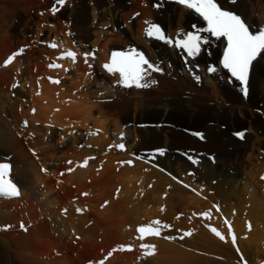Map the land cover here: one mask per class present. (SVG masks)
Segmentation results:
<instances>
[{
    "label": "bare ground",
    "instance_id": "bare-ground-1",
    "mask_svg": "<svg viewBox=\"0 0 264 264\" xmlns=\"http://www.w3.org/2000/svg\"><path fill=\"white\" fill-rule=\"evenodd\" d=\"M56 1L25 6L0 0V7L25 11V17L13 19L11 31L25 38L37 34L31 38L36 44L21 38L2 52L0 97L10 103L1 107L0 162L13 163L12 179L21 192L0 198V264H97L109 252L105 264H264V58L253 62L245 96L241 83L223 68V38L201 32L208 43L196 57L174 46L176 39L207 26L175 0H71L55 15ZM218 2L239 14L251 31L264 29V0ZM146 21L159 25L173 44L148 37ZM53 37L61 51L78 44L81 51L95 52L94 68L80 58L76 65L65 64L69 73L49 71L47 59L61 51L42 43ZM24 46L29 48L23 57L4 67ZM130 47L144 50L163 70L152 73L149 80L155 83L147 88H125L118 74L103 67L112 52ZM51 74L62 83L49 84ZM119 143L127 151H118ZM159 148L165 157L147 158ZM92 156L97 159L87 168L79 167ZM78 206L89 209L79 216ZM209 210L211 219L202 215ZM154 220L170 229L161 237L138 239L136 229ZM184 231L192 235L181 240ZM169 235L176 239L163 238ZM141 243L156 245V253L145 257Z\"/></svg>",
    "mask_w": 264,
    "mask_h": 264
},
{
    "label": "snow or ice",
    "instance_id": "snow-or-ice-1",
    "mask_svg": "<svg viewBox=\"0 0 264 264\" xmlns=\"http://www.w3.org/2000/svg\"><path fill=\"white\" fill-rule=\"evenodd\" d=\"M65 2L66 0H57V4L61 6L64 5ZM175 2L194 11L204 22H206L207 26L204 28H198L194 32H188L182 39H176L174 41V46L178 49L184 50L187 53V56L196 57L201 52V45L208 43L207 38L200 35L201 32L210 33L211 36L215 37L217 40L223 38V40L226 41V46L223 50V68L227 69L231 76L241 83L243 94L247 96L250 67L258 57L264 58V29H259L256 32L251 31L250 25H248L239 14L225 9L218 0H175ZM231 2L235 3L236 0H231ZM154 6L160 7L159 4ZM56 10V8L52 9L53 14H55ZM146 24H148V27L146 28L145 34L148 37H153L157 40L164 41L165 43L173 44V40L165 36L159 25L147 21ZM49 46L53 49L57 48L55 42L51 43ZM20 51L22 53L23 49ZM90 55L94 58L93 53H84L85 62H87ZM76 57V52L68 50L58 57V59L70 58L75 62ZM11 62L12 60L9 59L7 63ZM49 67L59 68L61 65L52 63ZM103 67L108 73L119 75L118 83L121 86L125 88L135 87L137 89L147 88L152 83H155L154 80H149V77L153 72L163 71L158 64L150 62L144 53L135 49H131L128 52H113L111 54V62L103 65ZM207 71L214 73L216 72V68L209 67ZM196 78L199 79V77ZM51 82L59 83L58 80H52ZM33 112H35V110H33ZM25 126H27V122H25ZM236 135L241 139L244 138L243 132L236 133ZM201 139H203L202 135ZM117 147L121 150L125 149V145L122 143ZM161 154H163V152H161ZM89 159L94 158H86L80 166L86 167ZM68 163H71V161ZM121 163H126L129 166L133 165L132 161ZM69 171H72V169H69ZM9 172L10 165L0 163V196H19L20 192L17 185L7 178ZM82 195H87V193H83ZM106 204L107 202H105V205ZM214 207L219 211V206ZM66 211L67 210H65V212ZM80 211L82 210L77 209V212ZM202 215L208 219L212 218L210 210L205 211ZM250 227L251 226L249 225V228ZM169 229L170 226L167 223L154 220L150 224L139 226L136 231L139 233L138 239L142 241L145 237H161L162 232ZM211 231L221 240L225 239L215 227L211 228ZM231 232L232 228L229 225V233ZM191 235V231H184L179 238L184 239ZM163 238L167 240L176 239V237L170 235L164 236ZM235 241L236 236L232 235V242L235 243ZM140 248L144 250L145 257H150L156 253V245L153 244L141 243ZM121 250H125L124 246H121ZM126 250L131 251L132 249L129 246ZM108 255L111 256L112 252H109ZM99 264H104V261H100Z\"/></svg>",
    "mask_w": 264,
    "mask_h": 264
},
{
    "label": "rangeland",
    "instance_id": "rangeland-1",
    "mask_svg": "<svg viewBox=\"0 0 264 264\" xmlns=\"http://www.w3.org/2000/svg\"><path fill=\"white\" fill-rule=\"evenodd\" d=\"M23 1V5L25 4V6H27V4H32L33 5V2L35 1V0H18V2H22ZM71 1V0H70ZM28 2V3H27ZM31 5V6H32ZM29 6V5H28ZM6 9V10H5ZM16 9V11H13V10H15ZM3 8V7H0V46L2 47H0V68H1V71H2V60H3V53H4V55H6V53L8 52V50H10V48H13V47H15V45H17V44H19L20 43V41L23 39H28V42L29 43H34V40H32V39H35L36 37L35 36H37V34L35 35V33L33 34V33H30V34H28L29 36L27 37V38H25V36H18L16 33H14L15 31H14V24L16 23V21H17V19L19 18V16L20 17H22V15L23 14H25V11H24V9H18L17 7L16 8ZM4 10H5V12H4ZM21 12H19V11ZM31 10V12H32V15H35V14H37V13H35V11H36V7L34 6L33 7V9H30ZM10 11V12H9ZM19 15V16H18ZM23 17H25L24 15H23ZM16 18V19H15ZM13 19H15L14 21H13ZM13 22H15V23H13ZM10 27H12V28H10ZM11 29L14 31H11ZM12 34H10V33ZM15 34V35H14ZM10 35V36H9ZM20 37V38H19ZM34 37V38H33ZM18 38V39H17ZM22 38V39H21ZM32 38V39H31ZM6 39V40H5ZM12 39V40H11ZM18 40V41H17ZM22 40V41H23ZM31 40H32V42H31ZM21 41V42H22ZM14 42V43H13ZM13 43V44H12ZM34 44H36V43H34ZM11 46H13V47H11ZM2 50V51H1ZM3 52V53H2ZM27 52V51H26ZM15 53V52H14ZM2 54V55H1ZM13 54V53H12ZM23 57V56H22ZM2 65V66H1ZM6 69V68H5ZM1 76V75H0ZM0 83H1V88H2V86H3V84H2V81H0ZM5 87V86H4ZM0 88V89H1ZM28 99H30V97L28 96ZM5 102V103H4ZM6 102H7V104H6ZM8 103H10L9 102V99H7L6 97H4L3 96V99H1V97H0V113H1V107L2 106H4V109L6 108V106H8ZM26 103V102H25ZM18 113L21 115V110H19V108H18ZM35 115V114H34ZM14 125V126H13ZM11 127H12V131L14 132V134L19 138V139H21L23 142H24V144H25V146H27L28 145V142L27 141H25V139L24 138H21L20 136H19V134H18V132H17V129H18V127L12 122L11 123ZM48 127L51 129L52 128V125H48ZM72 127V126H71ZM240 132V131H239ZM238 132V133H239ZM195 133H197V132H195ZM199 134H202V133H200L199 132ZM193 136H194V134H193ZM232 137H235L236 139H238V138H240L238 135H237V137H236V135L235 134H232ZM197 139H200V138H197ZM201 141V140H200ZM165 151V150H164ZM31 153V152H30ZM153 154V153H152ZM34 157H36V156H34ZM61 175V174H60ZM263 179H264V176H263ZM120 188V187H119ZM117 195V194H116ZM105 205V204H104ZM21 225V224H20ZM8 229H11L10 228V225L8 226ZM4 231H9V230H7L6 229V227L4 228ZM17 238H19L18 236H14L12 239L13 240H15V239H17ZM76 240H77V237H76ZM181 240H183V239H181ZM78 242H79V240H77ZM77 241H76V243L74 242V245H77ZM18 249V248H17ZM89 263V262H88ZM87 264V263H86Z\"/></svg>",
    "mask_w": 264,
    "mask_h": 264
}]
</instances>
